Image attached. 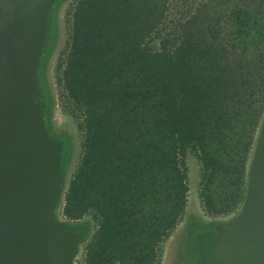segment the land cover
<instances>
[{"label":"trees","instance_id":"obj_1","mask_svg":"<svg viewBox=\"0 0 264 264\" xmlns=\"http://www.w3.org/2000/svg\"><path fill=\"white\" fill-rule=\"evenodd\" d=\"M67 1L49 13L37 102L61 159L55 213L80 235L82 264H160L174 234L167 264L201 250L210 264L216 226L244 202L264 119V0H199L158 44L172 0H76L57 64L81 135L69 180L74 136L56 126L47 77ZM190 152L208 220L187 212Z\"/></svg>","mask_w":264,"mask_h":264},{"label":"water","instance_id":"obj_2","mask_svg":"<svg viewBox=\"0 0 264 264\" xmlns=\"http://www.w3.org/2000/svg\"><path fill=\"white\" fill-rule=\"evenodd\" d=\"M55 1L0 0V264H73L81 245L55 213L61 159L37 102ZM216 231L210 264H264V119L244 202Z\"/></svg>","mask_w":264,"mask_h":264},{"label":"rangeland","instance_id":"obj_3","mask_svg":"<svg viewBox=\"0 0 264 264\" xmlns=\"http://www.w3.org/2000/svg\"><path fill=\"white\" fill-rule=\"evenodd\" d=\"M76 0H68L60 9L59 13V38L56 45V48L50 58L48 64V72L47 77L48 81L52 88L53 99H54V121L56 126L61 128H67L71 131L74 136V156L70 166L68 180L70 179L72 172L76 167V163L78 161V156L80 153V144H81V135L77 129L76 120L72 115L67 113L63 106V95L61 93V87L58 81V67L57 64L60 60L61 55H63L64 51H66L68 47V27L69 21L71 18V11L74 7ZM199 0H172V4L170 10L167 13L166 24L163 26V29L155 35L154 42L159 43V35L167 33L171 30L176 24L181 22L185 17H187L194 8V5ZM186 162L189 167V198L187 205V212H198L204 219H210L209 216L205 214L202 209L201 201L199 197V181H200V162L198 158L190 152L186 157ZM59 214H61V210L59 209ZM237 214V213H236ZM236 214L231 216H224L222 219H232ZM184 221L180 223L178 229L183 227ZM175 240V234L172 235L164 245L163 256L160 264H167V259L170 258V249ZM82 251L83 245H80L79 252L77 257L74 260L73 264H82ZM204 254V250H201L198 254V257L189 264H197L200 262L201 264H205L204 260H202L201 256Z\"/></svg>","mask_w":264,"mask_h":264},{"label":"built area","instance_id":"obj_4","mask_svg":"<svg viewBox=\"0 0 264 264\" xmlns=\"http://www.w3.org/2000/svg\"><path fill=\"white\" fill-rule=\"evenodd\" d=\"M63 217H64V215L62 214V215L60 216V218L64 220V218H63Z\"/></svg>","mask_w":264,"mask_h":264}]
</instances>
